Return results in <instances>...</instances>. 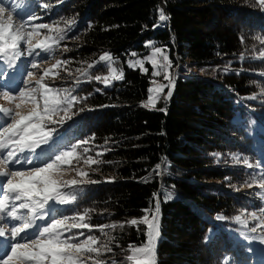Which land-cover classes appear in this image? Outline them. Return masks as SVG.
<instances>
[{"label":"trees","instance_id":"obj_1","mask_svg":"<svg viewBox=\"0 0 264 264\" xmlns=\"http://www.w3.org/2000/svg\"><path fill=\"white\" fill-rule=\"evenodd\" d=\"M5 4L25 19L31 15L28 23L65 30L63 40L56 32L43 30L55 42L49 53L36 50L40 56L28 57L25 52L22 79L28 71L42 75L43 68L57 59L68 60L58 66L60 78L46 82L87 97L74 105L78 114L58 126L49 154L94 136L84 145L90 152L78 149L81 159L72 161L84 164L86 180L99 183L62 189L77 199L64 208L52 204L47 209L50 216L63 218L88 209L91 231L73 233L83 231L80 240L91 234L98 243H107L112 252L102 249L99 257L106 264H132L126 259L128 245L145 242V226L137 231L127 221L141 218L142 209H151L158 198L156 264H226L229 259L232 264H255L251 241L257 238L251 237L264 235V228L250 232L254 222L247 217L264 211L260 187L264 11L258 0H5ZM161 10L164 21L159 19ZM151 46L167 52L176 72L171 98L160 99L154 110L142 107L152 81L151 67L142 73L127 66L133 53L145 55ZM104 53L124 74L123 80L109 86L91 78L108 75V65L99 61ZM33 59L40 63L39 70L27 69ZM88 64H94L90 76L81 77L77 69H87ZM106 139L109 151L100 147ZM88 155L101 163L86 164ZM166 197L171 198L165 202ZM105 224L116 227L101 233Z\"/></svg>","mask_w":264,"mask_h":264},{"label":"snow or ice","instance_id":"obj_2","mask_svg":"<svg viewBox=\"0 0 264 264\" xmlns=\"http://www.w3.org/2000/svg\"><path fill=\"white\" fill-rule=\"evenodd\" d=\"M261 10L264 11V0H258ZM16 15L21 21L19 26L13 23V15ZM33 19L31 15L28 20ZM160 21H164L166 16L161 10L159 15ZM26 20L20 16V12L13 8L8 11L5 6V0H0V57H11L12 60L20 58L23 53L20 45L23 42L27 46V56H40V49L44 53H49L52 45L48 42L53 39L51 36H45L43 39L33 41L34 35H39V29H49L57 33L60 40L65 39L61 35L65 30L61 28H52V25L47 23L33 24L31 31H25ZM70 25L71 21L68 22ZM153 27H157L154 25ZM70 30V29H69ZM243 41V38L241 37ZM264 44V41H261ZM67 51V49H66ZM135 55V53H133ZM264 57V51L260 53ZM162 60L158 62L157 57ZM113 57L109 53H104L99 56V61H111ZM151 63L152 76L161 75L163 69V78L167 84L156 83L155 87L148 88L147 104L144 107L155 108L157 102L161 99V93L167 88V95L163 97L165 101L171 98L175 80L170 76L168 69L172 65L169 55L161 47H155L150 56L145 58ZM12 60L9 61V66H12ZM144 60L137 59L129 61L128 67L135 69L139 65L141 72H146L144 68ZM68 64V60L63 62L59 59L51 67L43 68V74L37 75L34 71H28L26 77L22 81V86L13 94L11 88L5 86L3 81V73L0 72V96L9 103L15 104V109L0 107V113L5 118L10 120L0 127V177L5 179V182L0 185L2 195H0V221L10 218L12 222L20 221L19 224L13 223L10 228L8 225L0 226V238H4L7 232L10 231L11 242L10 251L0 258V264H87V260L91 259L92 264H106L104 260L99 259L102 255V249L107 252H112V248L107 243H98V237L88 234L85 239L80 240L79 237L85 236L83 231L73 233L72 230L87 229L91 231L92 226L87 222L88 209H85L83 214L76 213L72 216H64L63 218L51 217L48 208L51 207L50 202L54 201L60 205H69L77 199V196L71 192H64L62 189L68 188L70 185L76 184H97L99 181L87 179L77 181L63 180L61 177L63 172L62 165L70 164L74 158L79 162L81 156L77 155L78 149L82 148L83 153H89L90 148L84 145L89 144L93 137L87 140H81L78 144H71L68 150H56L49 154L52 147L58 126L65 124L66 120H71L77 115L73 111L74 105L80 104L87 97H81L73 94V89L57 88L46 82V78L58 79V66ZM40 63L33 59L31 68L39 70ZM94 67V64H88L87 69L77 71L81 77H89V70ZM109 75H95L91 77L97 82L109 86L111 81H120L124 79L123 72L117 70L109 64ZM71 75V73H69ZM35 81V87H33ZM80 79L76 80L79 85ZM155 83V81H153ZM96 91H102L96 89ZM91 95V94H89ZM253 99L255 97H252ZM25 103L31 104V108L26 112L22 111V106ZM99 107H106L100 105ZM79 111H84L83 108ZM160 111H165L160 109ZM108 140L104 145L100 146L105 151ZM45 146V147H42ZM101 153H97V156ZM86 164H100L99 159H94L91 155L87 156L84 161ZM247 163V161H245ZM19 165L20 168L15 166ZM161 166L156 165L159 169ZM249 168L253 167L251 164ZM77 175L81 177L88 176L87 172L76 169ZM108 182H114L109 179ZM260 187L264 188V177L261 178ZM157 193H153V197H157ZM171 197H166L167 199ZM161 201L157 198L154 211L151 209H142L144 213L139 219H131L127 221L128 225L135 226L137 231L140 226H145V231L142 233L145 236V242L136 246L130 243L128 245L131 254L127 255V261L132 264H156V247L160 236V224L158 213L160 212ZM253 219L255 214L253 213ZM48 217V219H46ZM151 217V218H150ZM237 220L240 217H236ZM38 221L42 222L37 223ZM35 225V228H34ZM116 225H101L99 230L104 232V228ZM121 227L123 225L121 224ZM264 225H257L250 228L251 233H256L258 228ZM27 230H32L34 236L28 234ZM65 233L67 236L65 237ZM114 237H109V241ZM256 239V237H251ZM78 241V242H75ZM261 243H264V237L261 238ZM251 251V249H250ZM92 254H95L94 256ZM112 264H117L112 261ZM226 264H232L231 259L226 261Z\"/></svg>","mask_w":264,"mask_h":264},{"label":"rangeland","instance_id":"obj_3","mask_svg":"<svg viewBox=\"0 0 264 264\" xmlns=\"http://www.w3.org/2000/svg\"><path fill=\"white\" fill-rule=\"evenodd\" d=\"M6 8L8 11H12L9 9V6L7 4H5ZM25 20H28V19H25ZM20 20L19 18L15 17V15H13V23L14 24H17V26H19L20 24ZM32 25L33 23H28L26 22L25 23V27H24V30L25 31H31V28H32ZM54 29V27H53ZM43 30L45 29H39V35H34L33 36V41L36 42L37 40H40V39H43L45 36H49L48 33L44 32ZM52 37V36H51ZM51 45L54 44L55 40H50L48 41ZM26 47V49L24 50V48ZM20 48H21V51L23 53V55L18 58V59H15V60H12V58L9 56V57H0V72L3 73V77L2 79L4 78H7V80L10 82V83H7L5 82V86L8 87V88H11L12 91H13V94H16V90L22 85V78H23V73H22V66H23V60H24V55L26 54L25 52L27 51V46L22 42L21 45H20ZM155 47L151 46L149 48V50L147 51V53L145 55H133L130 59L127 60V66H128V62L129 61H135L137 59H142L144 60V68L148 71V68H147V65H149L151 67V73L152 71H154V69L152 68L151 66V63L149 61H147L145 58L147 56H150L152 54V51L154 50ZM37 50H40V49H37ZM12 60V66L10 67L9 66V61ZM157 60L158 62H160L162 60L161 57H157ZM104 64H107L109 66V64H111L112 67H114L117 72H121L117 69L116 66L113 65L112 63V60L111 61H103ZM31 68V64L28 63L27 65V69H30ZM132 69V68H131ZM135 69H139L140 70V67L139 65L136 66ZM36 71V70H35ZM141 71V70H140ZM146 71V72H147ZM163 69H161V75L160 76H157V77H153L152 76V81H151V85L150 87H155V84L156 83H159V84H167V81L164 80L163 78ZM36 72H39V71H36ZM168 72L170 74V76H172L175 80L176 78V72L175 71H172L171 68L168 69ZM145 73V72H143ZM37 75H41V74H37ZM108 75H109V71H108ZM26 76V75H25ZM153 81H155V83H153ZM114 82V81H111V83ZM11 84V86H10ZM33 87H35V81H33ZM3 89L0 88V91H2ZM167 91L168 89L165 88L164 89V92L161 93V99H163V97L165 95H167ZM149 95V93H148ZM148 97V96H147ZM147 104V98L146 100L142 103V107H144L143 105ZM0 107H7V108H12L13 110L15 109V104L14 103H9L8 101L4 100L2 98V96H0ZM31 108V104H28V103H25V105L22 106V111H27L28 109ZM146 109H150V110H154L155 108H151V107H144ZM3 114L0 113V127H2L6 122H10V120H8L7 118H3ZM42 147H45V146H42ZM84 165V164H83ZM81 163L79 164H76L74 161L71 160V163L70 164H66V165H62L61 166V170L63 172V175H62V179L63 180H77V181H80V180H86V177H81L79 175H77V171L76 169H79L81 171L82 170V166H83ZM16 168H20V167H17ZM85 172V171H83ZM5 182V179L0 177V185H2V183ZM241 188H244V187H241ZM0 195H2V190H0ZM52 204H57L56 202L52 201L50 202V205ZM66 205H62L61 207H65ZM154 208H155V205L151 208V210L154 211ZM255 214V219H253V215L252 214ZM158 217H159V214H158ZM247 217L249 218V221H253L254 224L252 225L253 227L257 226V225H264V211L263 212H259L258 210L256 211H253L251 213H249L247 215ZM151 218V217H150ZM15 223V224H19L20 221H16V222H12L10 218H6L4 221H0V226H4V225H8V228H10L12 226V224ZM37 223H41L40 221H38ZM34 228H35V225H34ZM264 227H261L260 229H263ZM28 231V234L31 235V236H34V233L32 230H27ZM258 231H261L259 230L258 228ZM260 235L261 233L259 232L256 236L257 240H252L251 241V244H252V247H253V254H254V257L256 258V263L255 264H264V258H263V255H264V243H261V239L262 237H264V235L260 238ZM13 242L11 241V235H10V231L7 232V235L6 237L4 238H0V258H3L9 251H10V243ZM130 254H131V250H130Z\"/></svg>","mask_w":264,"mask_h":264}]
</instances>
